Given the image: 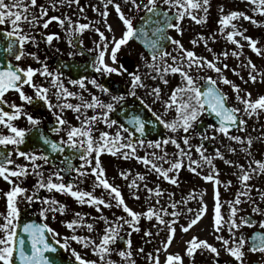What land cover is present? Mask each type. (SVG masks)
<instances>
[{
	"label": "flooded vegetation",
	"instance_id": "flooded-vegetation-1",
	"mask_svg": "<svg viewBox=\"0 0 264 264\" xmlns=\"http://www.w3.org/2000/svg\"><path fill=\"white\" fill-rule=\"evenodd\" d=\"M5 3H10V0H5ZM24 3H30V0H24ZM116 4L120 5L124 16L131 19L133 27L140 29L139 22L147 13L144 5L148 4V0H136L139 8L134 6L131 0H112L111 3H108V0H73L72 3H68L67 0L63 3L61 0H37L36 6L29 8L28 17L31 20L32 15H35L37 17L35 24L21 23L22 32L34 37V42L32 40L25 42L23 46L25 54L20 60H16L15 55H11L10 61L13 65L24 69L29 66L33 69H42L46 64L48 71L53 75H41L36 72L32 77L34 85L47 89V101L39 99L36 96V88L26 84L23 86V91L26 95L33 97L32 103L21 100L19 93L14 90L6 92L3 102H0L4 110L9 113L15 111L11 105L22 106L21 115L11 123L15 127L26 130L25 142L19 146H0V153L5 155L7 152L12 153L10 158L13 164L8 165L10 169L17 170V167L21 166L26 167L28 172L26 176H10L11 183L0 176V225L5 223L4 218L8 213V200L5 194L14 185H18L26 189V192L16 197L19 215L13 223L18 227L22 218H36L44 224L46 223L58 234L54 236L50 232L52 237L64 245L65 242L67 243L66 251L71 256L74 252H80L85 246L83 243L67 238L74 235L96 238L98 245L104 235L105 228L109 226L106 223L107 220L113 226L118 222L122 226L119 228L118 239L109 245L111 251L105 255L103 262L95 252L96 264H106L108 260L113 261L114 264H131V262L134 264H157V261L158 264H167L169 255L181 257V261H173L172 264H241L231 256L222 241L216 238L217 236H223L224 239L229 240L227 247L234 246L233 239L238 241L243 236L245 239L242 249L244 252L243 264H264V252L249 250L253 235L264 233V228L260 226V222L264 221V198H262L264 197V172L251 171V169L258 168L254 161L264 162V118L248 116L244 112L241 101L236 98L237 94L232 85L225 84L221 79L223 76L229 81L238 80L239 75L233 68L234 50L228 46H222V28L218 25L216 14L218 11L216 6H219L221 1L220 4H215L212 0L211 4L207 6L206 22L201 23V27L194 32L191 30V25L196 21L191 17L185 15L183 19L174 21L173 24L179 25V31L176 28H170L167 31V35L171 39L170 44L164 47L158 43L159 50L155 64L161 68L160 73L149 67L153 63L152 53L137 38H132L127 44L122 45L117 51L116 61L111 60L110 52L113 39H119L126 30V26L116 11ZM41 5L47 9L46 15L41 16ZM156 5L157 8L171 14L177 12L175 7L166 4L164 0H156ZM211 11H214L212 18ZM104 12H107L106 16L103 15ZM197 12L204 14L203 17L205 16L203 10H193V15L196 16ZM51 17L64 20L63 26L58 20H51ZM69 20L71 24H69ZM45 21H49L47 28L43 26ZM79 24H88L89 27L77 32L75 29ZM109 26L111 30H109ZM0 27L5 32L12 30V25L7 20L4 24H0ZM215 29L219 31V35L216 34ZM100 33L104 34V39L101 38ZM48 35H53L51 42L46 39ZM142 38L143 36L140 39ZM172 41H179L183 45V50L193 51L205 66L198 68L193 65L189 69L186 61L180 60L184 51ZM105 43L107 44L105 63L117 69H120L122 65L127 71L121 70L113 73L96 71L95 59L99 51L104 48ZM160 50L170 53V55L161 58ZM33 53L35 56L31 55ZM224 53L227 55L225 56ZM172 57H176V61H173ZM211 60L221 69V72L218 73L206 66V61ZM165 63L171 66H182L184 71L193 76L200 88L208 77L216 81L217 87L227 95L228 104L241 110L238 115L245 123L239 124L237 129L229 131V135L240 136L243 143L231 140L218 131L213 132L209 126L216 124L207 117L206 112L201 114L198 122L188 133L180 128L173 132L165 126V123H171L178 119L176 107L179 104L180 95L178 94L176 105L166 107V103L169 102L173 90H175L171 84L184 80L179 72H163ZM246 69L247 67L244 66L240 72L247 77ZM129 73L140 75L143 86L133 87ZM54 78L56 83L53 82ZM248 78H250L249 75ZM93 80L96 81V84L92 83ZM164 80H167V83H164ZM71 81H80L83 86L81 83L73 84ZM247 81L240 79V84L237 86H243ZM237 82L239 83V80ZM60 84L75 95L68 96L61 92L60 98H58L57 92L60 90ZM98 85H103L108 91H103ZM224 85L230 89H223ZM157 87L160 89L158 97L153 92V89ZM132 92H135V95H132ZM113 96H120L123 99L113 100ZM93 97H96L100 104H113V109L108 112V120L116 121L115 124L109 127L105 123L102 113L107 111L106 108L99 105L93 108L83 106L95 103ZM183 99H187V96L185 95ZM48 103H51V108L48 107ZM64 104L80 105L81 107L79 111H76L61 107ZM123 106H126L127 109L116 117V112ZM137 109L141 110L142 120L147 124L149 130H152V119L151 116H148L147 111L152 112L161 121V125L165 126V132L156 126L153 128L155 136L152 137L147 134L142 136L135 126L132 129L125 128L123 124L128 122L130 116L133 122ZM27 115L38 119L39 124H31ZM93 116L97 117L90 125L94 141L99 140L103 132L109 133V140L116 137L117 134L120 137L117 148L114 149H118L116 155H112L108 151H103L99 155L101 167L104 169V177L119 189L129 208L143 214L151 207L165 223H160L155 216L148 219L144 215L138 217V222L135 225L124 223V220L131 219V217L122 207L116 206L117 202L109 196L110 190L97 186L95 174L91 172V169L95 167L96 153L93 152L89 157L91 163H85L80 159L84 150L79 146L73 149L65 144L63 145L64 151L52 152L49 145L44 143L43 138L45 137L56 142L67 141V132L71 127L86 128L89 125H84L83 122ZM58 117L64 119L66 123L58 124ZM207 120L208 122H206ZM216 126L218 127V125ZM53 129L59 130L53 131ZM144 130L147 129L144 128ZM149 132L148 134H151V131ZM9 134V129L0 124V135ZM202 134H206L208 138H203ZM185 136L189 138L187 145L183 142ZM249 137L252 138L250 147L247 145ZM170 139H175L180 147L177 148L171 142L163 143L164 140ZM137 141L144 143L141 145ZM157 141H161L160 147L154 146ZM129 142L133 143L135 154L124 158L122 153H130L131 149L119 148V144ZM17 147L19 151L35 153L37 156L43 153L48 156V161L37 159L34 163L39 167L33 169V162L18 155ZM245 148L248 151H244ZM229 149H235V151ZM181 150L185 155H180ZM217 151L222 154V158L216 155ZM153 153L156 156H153ZM201 153L203 156L212 158L211 164L203 159ZM136 157H148L165 170L171 167L172 162L181 161L182 166L179 169H173L168 173L170 177L176 179L177 183L173 184L171 180L164 179L162 174L151 168V165L144 164ZM156 157H163V159ZM193 161L196 163H192ZM226 161H231V163H226ZM239 165H243V169ZM192 168L195 171H192ZM76 169L87 174L82 176ZM55 171H60L62 179L52 176L54 183L66 185L71 183L73 191L91 192L94 196L110 202L112 206L81 204L68 192L55 189L49 191L46 188L37 189L35 187L38 179L41 178L36 175L37 172L42 173L43 178L47 179ZM121 172L127 175L121 176ZM244 172L249 173L250 179L242 182L240 177ZM208 175H212L213 180H205L204 177ZM141 176L144 179H140ZM133 181H135V186H132ZM147 189H153V191L150 193ZM157 189H159V195H157ZM27 196L34 198L29 201L26 199ZM238 196L240 203L237 204ZM45 200H55L58 203L46 204ZM217 202L220 204L222 217L218 232L214 227ZM173 204L176 205L175 208L172 207ZM61 205L64 206L63 211L60 210ZM49 208H53L55 211H48ZM202 208L205 210L197 223L188 231H183L182 228L186 227ZM232 208L237 210L234 217L231 212ZM189 209L192 211H188ZM253 209H259V211ZM42 210H44L43 215H41ZM173 212L178 215L173 216ZM77 213L79 216L76 215ZM230 217L241 225L239 228H233L232 233L229 232L227 223ZM118 218L123 219L118 220ZM241 218H246L253 223L251 226L241 224ZM72 220H77L78 223L70 229L67 227V222ZM88 224L93 225L91 230L88 229ZM137 227L138 231L135 230ZM170 228H175V233L171 243L165 248ZM3 236L4 233L0 231V237ZM194 237L197 243L207 241L213 245L219 255L217 256L207 249L197 248L193 255L189 256L187 253L188 242L192 241ZM121 251L126 253L130 251L131 256L121 257L119 255Z\"/></svg>",
	"mask_w": 264,
	"mask_h": 264
},
{
	"label": "snow or ice",
	"instance_id": "snow-or-ice-1",
	"mask_svg": "<svg viewBox=\"0 0 264 264\" xmlns=\"http://www.w3.org/2000/svg\"><path fill=\"white\" fill-rule=\"evenodd\" d=\"M61 2H65V0H61ZM68 3H72L73 0H67ZM112 0H108V3H111ZM132 4L139 8L140 6L136 4V0H131ZM166 4H170L172 7H175L177 9L175 18L180 20L183 19L185 15L191 17L192 20L196 21L197 23H202L206 19L207 16V6L209 5V0H164ZM251 3L257 4V0H250ZM37 0H30V3H24V0H10V3H5V0H0V24H4L7 20L12 25V30L4 33L3 35L7 38V46L4 48L3 46H0V51L5 52L6 54L15 55L16 60H20L21 57L25 54L23 51V46L25 42L32 40L34 42V37L30 36L27 33H23L21 30V23L27 22L29 25H34L37 21V17L35 15H32L31 20H29V8L36 6ZM55 7V5H53ZM116 11L120 15V19L123 21L124 25L126 26V30L124 31L123 35L119 39H113V46L111 48L110 52V58L113 62L116 61V54L117 51L120 49L122 45L127 44V42L132 38H141L142 34L146 35L143 28L136 29L132 25V21L129 18H126L121 12L120 5H115ZM144 8L146 12L148 13H155L157 15H160V10L157 8L156 0H148V4L144 5ZM259 11L264 14V0H259L258 3ZM193 10H203L205 13L204 17H200L197 19V16L193 15ZM256 10V9H254ZM40 13L41 16L47 14V9H45L42 5L40 6ZM166 19V21H170L171 17L168 16V14L162 13ZM103 15H107V12H104ZM243 16L244 19L251 20V17H248L242 12L232 11L228 13L227 15H224L219 23L224 26L229 24L231 20L237 17ZM51 20H58V22L63 26L64 20H60L58 17H51ZM253 23H256V21L252 20ZM49 21H45L44 27H48ZM69 24H71V21L69 20ZM167 27L169 28H176L179 31V25L178 24H172L171 22H168ZM88 24H79L78 27L75 29V31L80 32L86 28H88ZM233 29H235V25H232ZM109 30H111V27L109 26ZM97 31H99L97 29ZM157 33H161L159 39H165L166 37L162 34V29L157 28ZM54 35V34H53ZM53 35H48L46 37L48 42H51L53 39ZM235 35H243V33H237L235 31L228 32L227 38L229 40H232L234 43L239 44L238 41L233 40V37ZM100 36L102 39H104V34L100 33ZM58 38V37H57ZM203 39V37H201ZM244 39L246 41H249V46L252 47L254 51H256L258 54L260 53V49L256 47L257 41L253 40L251 37L244 36ZM173 43L179 45V48L183 50V45L180 44L179 41H172ZM144 43L152 50V61L153 63L149 65V67L154 68L157 73L161 72V68L155 64V61L157 59V51L159 50V45L157 41H148L144 40ZM193 43H196V41H193ZM107 51V44L105 43L104 48L99 51L98 56L95 59V66L97 72H104V73H113L118 71H127V69H124L121 65L120 69H117L115 67H111L109 64L105 63V53ZM184 54L180 57L181 61H186L187 67L190 69L193 65H196L199 67H204L205 64L200 61L199 58L196 57V54L193 51L183 50ZM160 57H166L169 56L170 53L164 52L162 50L159 51ZM235 55V53H233ZM35 56V54H31ZM226 56L227 53H224ZM176 57H172L173 61H176ZM206 66L209 68L214 69L216 72H221V69L216 66L215 63L212 61H206ZM227 67V65H225ZM253 69H255V65H251ZM171 71L172 73L179 72L181 76L183 77L185 83L182 87H177L175 90H173V93L170 97L169 102L166 103V107H171L173 105L177 104V97L178 94L180 95V101L178 106L176 107V112L178 115V119L172 121L171 123H165V126L169 129H171L173 132L177 131L178 128L182 129L185 133H188L190 129L193 128L194 124L198 122L199 117L202 113L207 112L210 116H214L215 119L218 121V127L216 125H210L209 127L213 130V132H219L224 134L225 136H228L229 139L238 141L243 143L240 136H234L229 135V129L237 124V121H239L240 125H243L245 121L238 115V113L241 111L239 108L230 107L227 104V95L222 92L216 84V81L213 80L211 77L207 78L208 84L207 87L204 90H201L199 86H197L193 76L189 75L188 72L184 71L182 66H171L167 65L165 63V66L163 68V72ZM39 72L41 75H48L52 76L53 74L48 71L47 65H43L42 69H33L31 66L28 68H20L16 65H13L10 61H7L6 59H0V102H3V97L6 92L9 90H14L19 93L20 99L23 101H27L28 103L33 102V97L28 96L23 91L24 85H30L34 88H36V96L39 99L47 101V89L37 87L32 82L33 75ZM131 76V82L133 87L139 85L143 86L141 84V77L140 75L136 73H129ZM250 79L255 82L256 77L249 73ZM163 78V77H161ZM221 79L225 84H232L231 81H229L226 77L221 76ZM54 83H56V80L54 78ZM71 83H81V86H83L82 82L80 81H71ZM93 84H96V81H92ZM164 83H167V80H164ZM103 91L107 92L108 89L104 88L103 85H98ZM232 87L234 91L237 94V99L240 100L244 105V112L251 116L253 113L257 111V109H264V95L260 96L255 101H252L250 99L251 93H246V96L249 98H242L239 95L240 89L239 86L232 84ZM59 91L57 92V97L60 98L61 92H64L68 96H73L75 93L68 92L67 89L63 88V85H59ZM153 92L159 96L160 89L157 87L153 89ZM132 95H135V92L131 93ZM187 96V99H183L184 96ZM113 100H122L123 97L120 96H113ZM93 101L95 103L91 104H84L83 106L85 108H93L99 105L102 108H106L107 111L102 113V117L109 125V127L112 124H115L116 121H109L108 120V112L113 109V104L109 103L107 105L100 104V102L97 100L96 97H93ZM12 108L15 109L14 112L9 113L8 111H5L3 108H0V124H3L5 127L9 129V135H0V146H7V145H14L19 146L25 142V134L26 130L23 128L15 127L11 121L14 119H17L21 115L22 106H17L15 104L11 105ZM48 107L51 108V103H48ZM61 107H67L70 109H75L76 111H79L80 105H72V104H64ZM7 118V119H6ZM28 121L33 124L37 125L39 124V120L34 118L32 115H27ZM97 119L96 116L90 117L86 119L83 124L89 125L86 128H77V127H71L70 130L67 132V141L61 140L60 142L52 141L47 139L46 137L44 139V143L49 145L52 152H62L64 151L63 145H67L68 147H71L73 149L79 148L84 150V154L80 156L81 160H84L85 163H91V160L89 157L93 152L96 153V159H95V167L91 169V172L95 174L96 181L98 182L97 186H102L105 189L110 190L109 196L117 202V207H122L125 212L129 214L131 219L124 220V223L135 225L138 222V217L141 215H144L146 218L151 219L153 216L156 217L160 221V223H165L162 219H160V216L156 211H154L153 208H149L146 213H137L133 211L131 208L128 207V205L125 203L124 198L119 191V189L116 186H113L108 182V180L104 177V169L101 167L99 155L103 151H108L112 155L117 154V150H114L117 148V142L120 140L119 134H117L116 137L112 138L111 140L108 139L109 133L103 132L100 135L99 140L94 141L92 135H91V122H94ZM58 124H65L66 121L62 118L57 119ZM133 122L136 124V130L143 133L144 131V122L140 120L139 117H134ZM123 127V126H121ZM59 129H53V131H58ZM203 138L207 139L206 134H202ZM79 138V139H76ZM86 138V139H84ZM214 138V137H213ZM176 145L177 148L180 147V145L177 143L175 139L170 140H164L163 143H169ZM184 144L189 143L188 136H185L183 138ZM139 144H143V141H137ZM151 143V142H150ZM161 141L155 142V147H160ZM247 145L250 147L252 145V138L249 137L247 139ZM119 148H128L131 149V152H125L122 153L124 158H128L130 155L135 154V147L133 143H121L119 144ZM199 151V149H197ZM230 151H235V149H229ZM244 151H248L247 148L243 149ZM17 154L20 156H23L26 160H30L33 162V169H36L39 167V165H36L34 162L37 159H42L45 162L48 161V156L41 153L39 156H37L35 153H28L19 151V148L17 147ZM11 152H7L5 155L4 153H0V176H2L5 180H10V176L14 177H20V176H26L28 174L26 167L18 166L17 170H12L8 167V165L13 164V161L11 160ZM153 156H156L155 153L152 154ZM180 155L183 156L185 153L181 150ZM190 155V153H189ZM203 156V153H201ZM217 156H221L222 154L217 151ZM138 160H141L146 165H151V168L155 170L156 172L163 175L164 179L171 180L173 184L177 183L176 179L169 176V172L173 169H179L181 165V161L177 160L175 162L171 163V167L167 170L160 168L156 163H154L151 159L148 157H136ZM157 159H163V157H156ZM203 159L211 164L212 158L208 156H203ZM192 163H196L193 161ZM226 163H231V161H226ZM254 163L258 166L256 169H251L252 172H264V162L261 161H254ZM191 167V165H189ZM241 169H243V165H239ZM71 166L69 165V169ZM192 171H195L194 168L191 169ZM80 173V175H86L87 173L80 171L79 169H76ZM7 173V175H6ZM36 175L38 177H41L37 181V185L35 186L37 189L46 188L49 191L52 190H58L61 192H68L70 193L74 198L78 200L79 203H88L90 205H104L106 207H111V203L108 201H105L102 198H98L94 196L91 192H84V191H73V185L71 183L64 184V183H54L52 180V176L57 177L58 179H62L60 176V171L53 172L47 179L43 178V174L37 172ZM126 173L121 172V176H126ZM140 179H144L143 176L140 177ZM205 180H213L212 175H208L204 177ZM242 182H245L250 179V175L248 172H244L243 175L240 177ZM219 183V181H216ZM135 186V181H133V185ZM247 187V185H246ZM150 193L153 191V189H147ZM26 189L21 188L18 185H14L12 189L7 192L5 195L7 196L8 200V213L7 216L4 218L5 223L3 225H0V231L4 233L3 237H0V264H13V257L14 254L18 255V259L20 261V264H54L52 260L49 259L47 255H45L46 252H55L56 248L52 243L49 242V239L46 235V232H52L53 235H58L54 232L53 229H51L46 223L45 224H25L23 226L24 232L29 234V241H30V250H26L25 247V240L23 237H17L16 232V225L13 223L19 215V209L16 207V197L22 193H25ZM157 195H159V189L156 190ZM34 197L33 196H27L26 199L31 201ZM87 198V199H85ZM138 198V197H137ZM218 198V193H217ZM264 198V197H262ZM44 203L46 204H57L58 202L55 200H45ZM236 203H240L239 196L237 197ZM173 208L176 207L175 204L172 205ZM60 210H64V206H60ZM204 208H202L195 217L189 222V224L186 227H183V231H188L189 228H191L193 225L197 223V221L200 219V217L203 215ZM254 211H259V209H253ZM48 211H55L53 208H49ZM166 211V210H165ZM188 211H192L189 209ZM236 209L232 208V216L234 217L236 213ZM44 214V210H42L41 215ZM79 216V213L76 214ZM173 216L178 215V213L173 212ZM123 218H118V220ZM106 220V218H105ZM221 221L222 217L220 214V204L217 202L215 205V221H214V227L216 231L218 232L221 227ZM77 220H72L70 222H67L68 228H73L74 225H77ZM106 223L109 224L108 227L104 230V235L101 237L100 243L97 245L95 241H92L88 237H81V236H72L71 239L76 240L77 242L83 243L85 247H88L89 245L93 246V251L96 252L99 256L101 261H104V257L106 254H108L111 249L109 248V245L115 243V241L118 239V232L119 228L122 226L119 222L113 226L110 222L106 220ZM229 225V232H233V228H239L241 225L236 223V220L234 218L229 219L227 221ZM253 222L247 220L246 218H241V224L249 225L251 226ZM260 226L264 228V221L260 222ZM88 229L91 230L93 225L88 224ZM135 230H139L137 227ZM169 236H168V242L165 244V248L168 247V244L171 243L173 239V234L175 233V228L169 229ZM150 235V233H148ZM218 240L222 241L223 245L226 247V250L233 256L237 261H240L241 264H243V246L245 244V239L243 236L239 238L238 241L235 239L232 240V243L234 246L227 247L229 245V240L224 239L223 236H217ZM60 241H56V244H59ZM130 243V242H129ZM189 247L187 248V253L189 256H192L193 253L197 248L207 249L210 250L212 253H215L217 256L219 255L217 249L209 244L207 241H199L196 242V238L194 237L192 241L188 242ZM65 247H67V243L65 242ZM252 252L260 251L264 252V233H256L252 237V243L251 247L249 249ZM74 255L76 256V259L80 261V264H96L95 261H87L83 260L78 253L74 252ZM121 257H130L131 252H124L121 251L119 253ZM173 261H181V257L179 255H169L167 257V264H172ZM106 264H114L113 261L108 260ZM131 264H134V262H131ZM158 264V261H157Z\"/></svg>",
	"mask_w": 264,
	"mask_h": 264
},
{
	"label": "rangeland",
	"instance_id": "rangeland-1",
	"mask_svg": "<svg viewBox=\"0 0 264 264\" xmlns=\"http://www.w3.org/2000/svg\"><path fill=\"white\" fill-rule=\"evenodd\" d=\"M221 1V4H220ZM214 0L215 4H220L219 6H216V12L217 14V21L218 25L222 28V40L223 45L222 46H228L235 52V61L233 63V68L235 71L239 73L238 80L232 79L231 82L234 85L240 84V79L248 80L244 83L243 86H239L240 92L239 95L243 98H249L246 96V93H251L250 99L252 101H255L260 96L264 95V14H262L259 11L258 3L259 0H257V4H253L250 2V0ZM212 0L209 1V4H211ZM256 9V10H254ZM232 11L242 12L248 17H251L252 19H244L243 16L234 18L229 22V24L222 26L219 21L224 15H227L228 13ZM214 11H211V18L213 17ZM204 14L197 12L196 16L197 19L200 17H203ZM252 20L256 21V23H253ZM206 21L204 20L203 23ZM213 22V19H212ZM232 25H235V29H233ZM201 27V23L193 22L191 25V30L194 32L198 28ZM235 31L237 33H243V35H235L233 37V40L238 41L239 44L234 43L232 40H229L227 38L228 32ZM216 34L219 35V31L215 29ZM244 36L251 37L253 40L257 41L256 47L260 49V53L258 54L256 51L252 49V47L249 46V41H246L244 39ZM212 61V60H211ZM251 65H255V69L251 67ZM247 67L245 72L249 75L251 73L256 77L255 82L250 80L245 76L244 73L240 72V69L242 67ZM211 70H213L211 68ZM213 72V71H212ZM185 81H181L179 83H172L171 87L173 89H176L177 87H182L184 85ZM231 84V85H232ZM223 89L227 90L226 85L222 86ZM230 89V88H229ZM242 103V102H241ZM243 108L245 105L242 103ZM249 116V115H248ZM252 117L261 116V118H264V109H257L255 113L251 115ZM90 238L92 241H95L96 238ZM68 240H73L71 238H67ZM80 255V257L83 260L87 261H96L95 259V252L93 251V246L89 245L88 247H85L80 252H76ZM74 254V253H73ZM74 257H76L74 255Z\"/></svg>",
	"mask_w": 264,
	"mask_h": 264
},
{
	"label": "water",
	"instance_id": "water-1",
	"mask_svg": "<svg viewBox=\"0 0 264 264\" xmlns=\"http://www.w3.org/2000/svg\"><path fill=\"white\" fill-rule=\"evenodd\" d=\"M160 13H161L160 15H157L155 13H147L146 16L143 19V23L146 25L147 28H149V30L146 33V40H148V41H154L155 40V41H158V43L163 41L164 39H159L161 33H157L156 29L157 28H161L163 33H165L166 28H168L166 26L167 23L168 22L172 23L176 19L175 15H171V14L166 12L168 14V16L171 17L170 21H166L164 15L162 14V13H165V12L160 11ZM4 33H6V32L0 29V46H3L4 48H6L8 40L3 35ZM168 43H169V41H168ZM12 55H14V54H12ZM10 56L11 55L0 51V59H6L7 61H10L9 60ZM207 84H208V82H206L202 86L201 90H204L207 87ZM0 108H3L1 103H0ZM148 115H149V113H148ZM136 116H139V114H136ZM208 117L211 118L212 121L218 125V121L215 119L214 116H210L208 114ZM152 118H153V122L154 123L158 122L155 119L154 115L152 116ZM154 123H153V125H155ZM125 125L127 127H133L134 125L136 126V124H134V123H126ZM236 125L231 127L230 129H235ZM163 130H164V128H163ZM144 133H145V131H143L142 134H144ZM152 133H155V130H152L151 134ZM25 224H37V225H40L41 223L39 221H37V220H22L20 222V224H19V227H18L17 231H16L18 238L19 237H23L24 238L26 250H30L31 245H30V241H29V234L24 232V230H23V226ZM46 235H47V237L49 239V242L52 243L54 245V247L56 248V251L55 252H51V251L46 252L45 255H47L49 257V259L54 262V264H80V262L75 261V260H71L70 258H68L65 255L64 247L59 245V244H56V242L49 236V232H46ZM13 263L14 264H20V261L18 259V255H16V254H14V257H13Z\"/></svg>",
	"mask_w": 264,
	"mask_h": 264
}]
</instances>
